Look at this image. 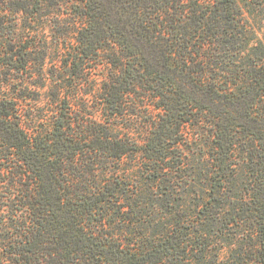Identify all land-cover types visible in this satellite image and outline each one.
<instances>
[{
    "label": "trees",
    "instance_id": "16d2710c",
    "mask_svg": "<svg viewBox=\"0 0 264 264\" xmlns=\"http://www.w3.org/2000/svg\"><path fill=\"white\" fill-rule=\"evenodd\" d=\"M0 264H264V0H0Z\"/></svg>",
    "mask_w": 264,
    "mask_h": 264
},
{
    "label": "rangeland",
    "instance_id": "374dc122",
    "mask_svg": "<svg viewBox=\"0 0 264 264\" xmlns=\"http://www.w3.org/2000/svg\"><path fill=\"white\" fill-rule=\"evenodd\" d=\"M14 17L20 19L21 22H23V24H25L27 21L30 22L31 26L34 28H43V29L45 28L47 33L49 34L50 41L52 42L51 46L54 47L56 33H55V26H54L55 18L52 15L27 16L25 14V12L21 11L19 14L10 15L9 18L12 19ZM29 29H30V31H28L27 34L30 35V39L26 41V45H28L29 42H32L36 38V36H33V34H32L33 28H29ZM41 54L42 53H40V54L37 52L35 53V55L37 57H39V55H41ZM65 58H66V56L64 58L59 57L58 53H56V51L54 49H52L48 46L47 59L45 62L44 71L49 72V73L52 71H56V69H57L56 65L61 66L63 64V61L65 62ZM60 59H62V60H60ZM33 65H34L33 68H29L27 70V75L28 76L33 75V78H30V79H32V82L36 84L40 81V79L38 78V76L36 74L39 71V67H38L39 65H37V64L35 65L34 63H33ZM91 65H93V64H91ZM68 71H69V68H66L65 73L68 74ZM94 73H102V70L100 72L95 70V71H93V74ZM43 89L47 90L48 87L45 86ZM31 94L34 95L33 92ZM94 104H96V103H94ZM206 144L207 145H204V146L202 145V148H203L202 153H205V154H207V151L209 150V144L208 143H206ZM206 173H207V167L203 166V167H200V169H198V172H197L196 178H195L197 189H207L209 180L207 181L205 179ZM190 204H191V202H190ZM232 228H233L232 226L229 227L230 230L228 231V233H230L232 231ZM235 230L236 229H233L232 232H234ZM238 245L239 244H237V246ZM222 247H223V250L225 252L230 251V248L225 246V243H222ZM233 248H236V246ZM245 250H246V247H245Z\"/></svg>",
    "mask_w": 264,
    "mask_h": 264
}]
</instances>
